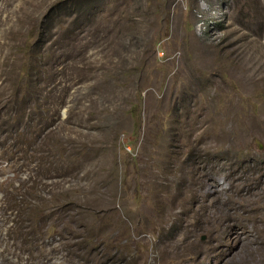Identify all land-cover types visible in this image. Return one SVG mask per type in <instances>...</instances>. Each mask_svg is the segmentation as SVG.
<instances>
[{
    "label": "rangeland",
    "instance_id": "374dc122",
    "mask_svg": "<svg viewBox=\"0 0 264 264\" xmlns=\"http://www.w3.org/2000/svg\"><path fill=\"white\" fill-rule=\"evenodd\" d=\"M34 214L68 231L29 252ZM259 237L264 0H0V264H264Z\"/></svg>",
    "mask_w": 264,
    "mask_h": 264
},
{
    "label": "trees",
    "instance_id": "16d2710c",
    "mask_svg": "<svg viewBox=\"0 0 264 264\" xmlns=\"http://www.w3.org/2000/svg\"><path fill=\"white\" fill-rule=\"evenodd\" d=\"M52 11H49L45 17H47V19L50 17ZM44 25V29L46 30L47 27H46V22H45V18L43 19V21H41L40 23V26L42 27ZM45 39V38H44ZM44 39L41 40L40 44H39V50H42L43 49V42H44ZM27 54L29 55V57L33 58V54H36V53H32L31 50L27 52ZM42 55V52L40 53ZM44 54V52H43ZM31 70H32V64H27L25 65L23 68H22V72H23V76L24 77H28L30 78L31 77ZM9 109H11L9 107ZM16 116V115H14ZM12 116V118H10V122H16V123H19L18 121V117L19 116H16L14 117ZM74 203L69 201V203H67L65 205V207H68L69 208V222L72 223V221H74V212H73V206ZM37 215L34 214V217H33V223L32 224H28V226H21L19 231L21 230H27L26 233L31 235V240L28 242L29 245H30V251L29 252H33V249L35 247V242H38L40 240L44 241L45 239H50V237H54L56 235H59L61 232L63 231H68L66 230L67 228H62V229H57L59 231H54L56 230V226H54L53 224L49 225L46 229L42 226L41 222H38L37 220H35V217ZM51 216H49V219H50ZM20 223H25V219H23L22 217L20 218ZM94 224H93V228H92V232L91 234L89 235V244L90 245H94V244H97L99 245V234L97 233H94ZM76 237H79V236H76ZM81 250H85L87 255L89 257H91V260L90 261H86V263H89L91 262L92 264H97V258L99 257V247L98 246H91V247H88V246H80ZM80 262L83 263V260L80 259Z\"/></svg>",
    "mask_w": 264,
    "mask_h": 264
},
{
    "label": "bare ground",
    "instance_id": "6f19581e",
    "mask_svg": "<svg viewBox=\"0 0 264 264\" xmlns=\"http://www.w3.org/2000/svg\"><path fill=\"white\" fill-rule=\"evenodd\" d=\"M196 192V191H195ZM192 194V193H191ZM194 194V193H193ZM200 194H201V191H200ZM202 195V194H201ZM207 196V195H206ZM191 197V196H190ZM193 197H195V196H193ZM200 197V196H199ZM185 198V197H184ZM187 198V197H186ZM189 198V197H188ZM195 199V198H194ZM180 200H182V199H180ZM197 201V200H196ZM222 219V222H224V220H225V218L224 217H222L221 218ZM257 242L258 243H260V244H264V239L262 238V237H259L258 239H257ZM201 261H204V259H200V263H201ZM203 264V263H202Z\"/></svg>",
    "mask_w": 264,
    "mask_h": 264
}]
</instances>
